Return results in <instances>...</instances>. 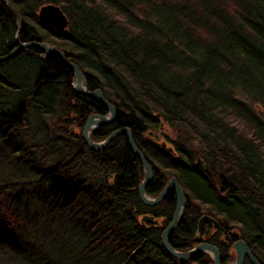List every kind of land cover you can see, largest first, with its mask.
I'll return each mask as SVG.
<instances>
[{"label": "trees", "instance_id": "obj_1", "mask_svg": "<svg viewBox=\"0 0 264 264\" xmlns=\"http://www.w3.org/2000/svg\"><path fill=\"white\" fill-rule=\"evenodd\" d=\"M47 3L66 27L39 18ZM30 40L61 49L116 106L90 136L130 127L153 170L146 193L177 178L187 206L172 246L204 240L206 211L218 227L205 241L219 245L235 229L264 264V117L252 104L264 108V0H0V54ZM72 82L57 56L35 47L0 62V167L11 168L0 171V264H212L204 251H166L174 191L141 201L143 167L124 134L100 150L83 141L86 117L108 108ZM163 124L174 135L159 141ZM220 256L231 261L233 249Z\"/></svg>", "mask_w": 264, "mask_h": 264}, {"label": "water", "instance_id": "obj_2", "mask_svg": "<svg viewBox=\"0 0 264 264\" xmlns=\"http://www.w3.org/2000/svg\"><path fill=\"white\" fill-rule=\"evenodd\" d=\"M39 18L47 22L57 28H64L68 24V19L62 9L55 4L47 3L40 6L38 10ZM29 47H35L39 49L44 56L55 55L60 61L64 64V66L68 67L73 72V82L72 87L74 91L77 93H81L87 95L102 104H104L108 108L107 114L100 113H90L83 125L82 128V138L85 143L92 149L100 150L105 147L114 137L119 134H124L127 140L128 145L135 153L137 158L140 160L143 167V178L138 185V194L141 201L144 204L152 205L161 201L170 190L174 191L175 194V206L168 224L163 228L161 232V241L168 253L178 259H193L199 252L204 251L207 252L212 258V264H224L221 261L219 247L216 244L200 241L196 243L194 246L188 249H177L171 245L169 242V236L174 231V229L178 226L180 221L182 220L185 208L187 206V196L184 193L183 188L178 182L177 178L173 175L168 178L166 184L162 187L159 193L155 196L147 195L145 188L152 179L153 170L151 164L145 158V155L140 150L138 145L136 144L134 137L132 135V131L129 126H122L114 129L110 132L106 137L101 140H94L90 137V132L93 128L106 124L108 122H112L116 118V106L110 102L103 94L100 88L89 89L87 88L84 75L78 65L69 60L64 52L57 48L56 46L41 40H30L20 42L18 45L14 46L12 49L7 51L4 54H0V62L6 61L14 56H16L21 50ZM162 145H165V141H162ZM200 163V160L197 161ZM142 222L152 221L157 223V219H154L152 215L144 214L141 219ZM209 222L212 223L214 227L218 226V220L208 213H203L199 216L197 220V234L200 235L204 228V225ZM234 240L231 244V248H233L235 252L234 261L227 264H242L245 257H247L252 264H262L257 257L254 255L248 244L245 242L243 238L239 237V233L237 230L231 231ZM197 264V263H196Z\"/></svg>", "mask_w": 264, "mask_h": 264}, {"label": "rangeland", "instance_id": "obj_3", "mask_svg": "<svg viewBox=\"0 0 264 264\" xmlns=\"http://www.w3.org/2000/svg\"><path fill=\"white\" fill-rule=\"evenodd\" d=\"M9 65V63H7V65H6V67ZM7 69V68H6ZM236 95L238 96V97H240V98H246L247 99V97H245V95L243 94V93H237L236 92ZM252 104H253V106H254V109L256 110V111H258L263 117H264V108H263V106L261 105V104H259V103H256V102H252ZM76 129H78V128H76ZM151 133V132H150ZM160 133H167L168 135L170 134V136H173L174 135V132L169 128V127H167V125L166 124H163L162 125V128H160L157 132H155L153 135H154V137H156L157 138V140H159V141H161L163 138H162V135H160ZM159 138V139H158ZM0 171L1 172H5V173H11V168H8V167H6V165H2L1 167H0ZM24 198V197H23ZM24 200V199H23ZM4 203H6L5 201H4ZM7 205V203L4 205V206H6ZM21 205L22 204H20L19 203V206H18V210H21ZM3 210V209H2ZM203 213H206V211H203L201 214H203ZM200 214V215H201ZM234 253V252H233ZM234 259V258H233ZM232 259V260H233ZM231 263V262H230ZM23 264H26L25 263V261H23Z\"/></svg>", "mask_w": 264, "mask_h": 264}, {"label": "flooded vegetation", "instance_id": "obj_4", "mask_svg": "<svg viewBox=\"0 0 264 264\" xmlns=\"http://www.w3.org/2000/svg\"><path fill=\"white\" fill-rule=\"evenodd\" d=\"M87 118V117H86ZM116 119V118H115ZM86 120V119H85ZM114 121V120H113ZM112 121V122H113ZM85 122V121H84ZM109 123V122H108ZM83 125H84V123H83ZM83 125H82V128H83ZM82 128H81V137H82ZM83 139V138H82ZM83 141H84V139H83ZM85 142V141H84ZM145 191H146V188H145ZM148 194V193H147ZM149 195V194H148ZM209 222H207L205 225H204V229L206 228V227H208L209 225H207ZM218 227V226H217ZM217 227H214L213 225H212V227H209V229H206V231H208V230H210V232H209V234L208 235H206V236H203V235H201V237L204 239L203 241H205V239L207 240V239H209L210 237H211V235L213 234V232L214 231H216V229H217ZM233 229H231V230H228V231H226V233H225V231H224V234H222L221 235V237H219V240H218V247H219V251H220V254H221V250H224V249H226V250H230V247H231V244H232V242H233V240H234V237L232 236V234H231V231H232ZM247 257H245L244 258V260L243 261H245V259H246ZM250 261V260H249Z\"/></svg>", "mask_w": 264, "mask_h": 264}, {"label": "bare ground", "instance_id": "obj_5", "mask_svg": "<svg viewBox=\"0 0 264 264\" xmlns=\"http://www.w3.org/2000/svg\"><path fill=\"white\" fill-rule=\"evenodd\" d=\"M125 126H127V125H125Z\"/></svg>", "mask_w": 264, "mask_h": 264}]
</instances>
